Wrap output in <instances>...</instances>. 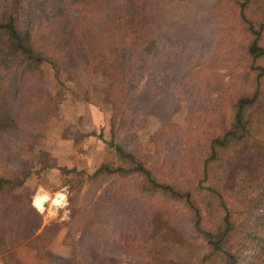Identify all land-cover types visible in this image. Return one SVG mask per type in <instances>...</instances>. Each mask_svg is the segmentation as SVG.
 <instances>
[{"label":"trees","instance_id":"16d2710c","mask_svg":"<svg viewBox=\"0 0 264 264\" xmlns=\"http://www.w3.org/2000/svg\"><path fill=\"white\" fill-rule=\"evenodd\" d=\"M191 1L0 0V135L11 131L29 138L43 135L46 117L38 104L45 94L38 89L40 66L47 63L57 70L54 56L72 37L65 14L69 5L80 4L97 11L105 24L104 40L109 48L119 43L132 48L124 68L123 99L115 101L109 118L108 147L121 163H103L80 180L81 184L107 180L103 193L109 201L105 205L96 201L85 209L74 198L68 199L71 214L66 237L74 241L76 233L78 239L93 233L99 238L102 232L97 242L105 250L85 249L80 252V262L78 254L73 253L71 264H244L249 255L264 264V161L261 179L247 188L235 186V171L229 162L242 144L256 142L264 147V0H209L210 18L222 17L220 9L232 10L240 41L234 42L232 36L233 42L226 49H221L229 40L224 22L216 24L210 33L188 30L182 20L187 11L179 10ZM169 48L175 53L168 54ZM236 49L246 61V69L231 84L235 97L229 100L228 117L217 118L209 128L216 134L204 137V156H192L195 164L189 165L194 190L157 177V164L147 159L159 158V149L155 156L137 158L115 142L116 121L123 120V127L131 124L150 106L160 119L156 133L160 136L180 105L191 112L198 97L210 104L220 84L210 86L205 81L207 76L200 79L199 75L216 74L226 62L221 61V55H230ZM5 154L0 146V159ZM32 170L17 157L14 167L0 172L1 264H21L15 257L19 246L35 235L43 234L48 239L53 236L41 228V219L28 201L19 199ZM131 177L139 178L137 192L131 195L123 190L122 194L116 185L121 180L129 183ZM227 200L232 204L228 205ZM201 201L214 212L208 228L200 224ZM175 204L186 212L191 234L184 226L180 245L168 254L155 253L146 240L150 218L156 213L178 227ZM103 221L111 223L110 227H105ZM89 225L101 228L95 233Z\"/></svg>","mask_w":264,"mask_h":264},{"label":"rangeland","instance_id":"374dc122","mask_svg":"<svg viewBox=\"0 0 264 264\" xmlns=\"http://www.w3.org/2000/svg\"><path fill=\"white\" fill-rule=\"evenodd\" d=\"M208 3L209 0H193L179 10L187 11L182 20L188 25V30L210 33L216 24L224 22L229 40L221 49H226L233 42L230 40L232 36L235 38L234 42H239L240 35L235 31L232 10L220 9L223 11L221 16L224 20L222 17L210 18ZM65 14L71 23L72 37L63 43L54 56L57 70L47 63L40 66L41 82L38 89L45 94V98L38 104L40 112L46 117L43 135L29 138L18 131L3 132L0 135V146L6 150L4 158L0 159V172L14 167L17 157L29 164L34 172L25 180L19 199L28 201L29 206L41 219V228L45 227L48 234H53L51 239L43 234L35 235L15 250V257L18 255L20 263L23 261L25 264H71L70 256L73 253L78 254L77 261L80 262V252L85 249L93 248L96 252L105 250L103 245L97 242V239L103 236L102 232H99L100 225L88 226L92 232H99V238L93 233L83 239H78L76 233L74 241H69L70 238L66 237V224L71 214L68 199L74 198L73 201L78 205L84 204L85 209L96 201L105 205L109 200L104 198L103 192L108 186V181L100 178L93 183L81 184L80 180L83 181L84 177L94 173L103 163L113 166L121 163L108 147L109 118L115 101L123 99L126 83L124 68L132 48L125 43L108 47L104 40L105 24L95 9L71 4L66 8ZM192 49L190 46V50ZM167 52L173 54L175 50L169 48ZM221 61L226 62L221 64L222 67L216 74L202 72L199 75L200 79L206 75L205 81L210 83V86L220 84L219 89L214 90L211 95L210 104L205 102L204 98L198 97L197 105L191 112L180 105L168 119V127L160 133L161 137L156 134L160 119L153 114L154 106H150L131 124L123 127V120L116 121L113 128L115 142L132 151L137 158L155 156L159 149V158L147 159L157 164V177L163 181H173L174 184H184L188 189L194 190V183L191 182L193 169L190 165L195 162L191 159L204 156V137L207 135L210 138L216 134L214 129L209 128L217 118L228 117L229 100L235 97L231 84L235 82V77L243 74L246 69V61L241 58L238 49L230 55H221ZM263 161L264 147L256 142L242 144L235 150L229 158L230 166L235 171V186L247 188L257 183L262 176ZM146 165L149 166L150 163L146 162ZM62 169L72 172L64 173ZM137 180V177H131L129 183H123L121 180L116 188L122 194L123 190L131 195L135 194L139 185ZM38 192L46 193L49 198L55 192H61L63 199L59 205H50V202H47L44 209L38 211L32 205V198ZM195 197L198 198L199 195L195 194ZM145 201L143 200L144 203ZM227 203L232 204L230 200H227ZM198 206L201 227H210L214 212L211 213L202 201ZM173 208L179 221L178 227L170 225L156 213L150 218V230L146 240L149 248L155 253L168 254L175 246L180 245L183 241L184 226L187 233L191 234L189 224H186V212L180 210V205L175 204ZM103 223L107 228L111 225L108 221ZM259 263L260 260L256 256L249 255L244 264Z\"/></svg>","mask_w":264,"mask_h":264},{"label":"bare ground","instance_id":"6f19581e","mask_svg":"<svg viewBox=\"0 0 264 264\" xmlns=\"http://www.w3.org/2000/svg\"><path fill=\"white\" fill-rule=\"evenodd\" d=\"M62 199L63 195L61 192H55L51 198H49L48 195L44 192H38L32 198V205L38 211H42L47 202H50V205H59Z\"/></svg>","mask_w":264,"mask_h":264},{"label":"crops","instance_id":"0c3cea01","mask_svg":"<svg viewBox=\"0 0 264 264\" xmlns=\"http://www.w3.org/2000/svg\"><path fill=\"white\" fill-rule=\"evenodd\" d=\"M15 254H17V253H15ZM16 259H17V260L19 259L18 255H16ZM19 262H20V259H19ZM22 263L25 264V262H23V261H22ZM22 263H21V264H22Z\"/></svg>","mask_w":264,"mask_h":264}]
</instances>
